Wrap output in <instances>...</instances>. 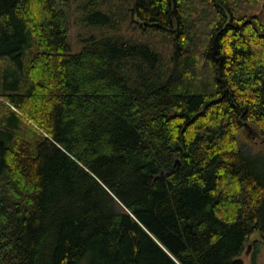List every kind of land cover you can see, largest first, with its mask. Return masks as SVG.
Segmentation results:
<instances>
[{"label": "trees", "instance_id": "obj_1", "mask_svg": "<svg viewBox=\"0 0 264 264\" xmlns=\"http://www.w3.org/2000/svg\"><path fill=\"white\" fill-rule=\"evenodd\" d=\"M263 4L86 0L73 54L55 0H0V264H243L264 232L238 139L264 133Z\"/></svg>", "mask_w": 264, "mask_h": 264}, {"label": "rangeland", "instance_id": "obj_2", "mask_svg": "<svg viewBox=\"0 0 264 264\" xmlns=\"http://www.w3.org/2000/svg\"><path fill=\"white\" fill-rule=\"evenodd\" d=\"M86 0H55L59 9H63L68 13L70 32L69 46L70 52L79 53L92 36H96L97 27L85 19L87 9L84 7ZM133 27V26H132ZM127 24L123 25V33L126 35L136 34L134 30L127 33ZM159 41V38H157ZM160 42V41H159ZM159 47V46H158ZM161 50L167 51L161 44ZM1 65V63H0ZM3 65V64H2ZM245 128L240 132L238 139L243 150L258 160V167L264 170V144H255L247 138ZM264 235V232H262ZM252 244V248L247 250L248 245ZM243 264H264V237L257 231L252 235L249 242L245 245V250L241 255Z\"/></svg>", "mask_w": 264, "mask_h": 264}, {"label": "water", "instance_id": "obj_3", "mask_svg": "<svg viewBox=\"0 0 264 264\" xmlns=\"http://www.w3.org/2000/svg\"><path fill=\"white\" fill-rule=\"evenodd\" d=\"M264 10V4L262 5V10L261 12ZM260 12V13H261ZM211 58L218 63V78L221 79V65H222V61H223V57L221 56H217V35L214 37L213 40V45H212V50L210 52ZM250 126L248 125H244V128H248ZM252 248V245H248L247 250H250Z\"/></svg>", "mask_w": 264, "mask_h": 264}, {"label": "flooded vegetation", "instance_id": "obj_4", "mask_svg": "<svg viewBox=\"0 0 264 264\" xmlns=\"http://www.w3.org/2000/svg\"><path fill=\"white\" fill-rule=\"evenodd\" d=\"M247 138L255 144H264V133L254 129L253 127H248L245 130ZM264 237V235L262 236ZM252 245V244H251Z\"/></svg>", "mask_w": 264, "mask_h": 264}]
</instances>
